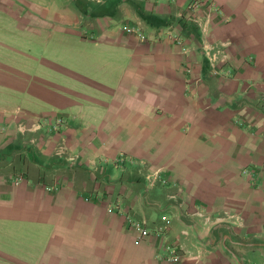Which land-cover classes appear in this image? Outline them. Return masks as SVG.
<instances>
[{
	"label": "crops",
	"instance_id": "crops-1",
	"mask_svg": "<svg viewBox=\"0 0 264 264\" xmlns=\"http://www.w3.org/2000/svg\"><path fill=\"white\" fill-rule=\"evenodd\" d=\"M4 160L0 264H264V0H0Z\"/></svg>",
	"mask_w": 264,
	"mask_h": 264
},
{
	"label": "rangeland",
	"instance_id": "rangeland-1",
	"mask_svg": "<svg viewBox=\"0 0 264 264\" xmlns=\"http://www.w3.org/2000/svg\"><path fill=\"white\" fill-rule=\"evenodd\" d=\"M59 128L57 130H52L50 131L51 134H56L59 132ZM41 132V131H39ZM38 130H37V127L34 131H30L28 132V136L30 137V139L32 138H39L41 133H39ZM48 132V133H50ZM30 134V135H29ZM75 165L72 163V162H67V164H63L61 165V169H56V171L54 172V177H52V181H56V180H59V179H63L64 177L65 178H75L77 177V172L79 171L78 169H76L74 167ZM14 165L12 163H9V162H6V160L3 161V163H0V173L2 172L3 174H12L14 173ZM86 173V172H85ZM84 172L82 173V175L80 174L79 176L83 179H88V176H87V173L85 174ZM98 174L100 175V177H102V175L104 174H101V172H98ZM97 175V174H96ZM110 181H113V179H110L108 180L106 183H108V185H110ZM102 182V181H100ZM99 182V183H100ZM122 183V184H126L127 186L130 187V194H131V197H139L140 195H143V198L145 197L149 202H150V206L153 207L155 206V204L158 202V199L159 197L156 196V188L158 187V185L160 184V180L157 179L155 176H151L150 178L149 177H145L139 173H128V176H122L120 177L119 180H116L115 184L117 186H119V184ZM100 183V185H96L101 192H99L100 194H103L105 191V188L106 186ZM107 185V184H106ZM145 189L147 191H145ZM166 193L163 192V194L161 195H164L162 196V198H164L165 200L167 199V201H176L175 199H171L169 197V195H165ZM160 195V194H159ZM167 196V197H166ZM114 198V201L120 199V196L118 194H114V196L112 197ZM161 198V199H162ZM166 204V203H164ZM164 207V206H163ZM158 215L161 214V212L159 211H156ZM163 216V215H162ZM131 219L132 221L136 222V223H146V222H139L138 220H136L133 216H131ZM170 219L172 220V217L170 216L169 217V221ZM161 220L163 221H167L165 220V217L159 219V221L161 222ZM146 227L149 229V231L151 232L152 228L148 226V224H146ZM161 230V229H160Z\"/></svg>",
	"mask_w": 264,
	"mask_h": 264
},
{
	"label": "built area",
	"instance_id": "built-area-1",
	"mask_svg": "<svg viewBox=\"0 0 264 264\" xmlns=\"http://www.w3.org/2000/svg\"><path fill=\"white\" fill-rule=\"evenodd\" d=\"M199 1H193V3L191 4V11H196L197 9V6L199 5ZM216 10L217 8L214 7ZM207 56H208V59L209 61L212 63V65L214 66V64L216 63L217 61V57H218V53H212V50H209L207 52ZM63 124V120L61 119H58L56 120L55 124H51L50 127H49V130L52 131V130H57L58 128H60V126H62ZM53 132V131H52ZM19 181H22V179L20 178ZM130 225L135 227L136 229H138L139 231H141L142 235H149L150 234V231L149 229L146 227V223H136L134 221H132V219L129 221ZM161 232V230H160ZM180 257L179 255H176L175 257V261L178 260Z\"/></svg>",
	"mask_w": 264,
	"mask_h": 264
}]
</instances>
